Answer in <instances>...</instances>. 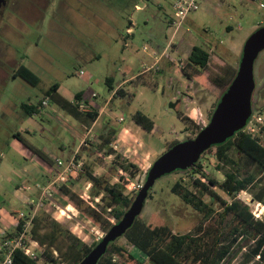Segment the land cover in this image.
I'll list each match as a JSON object with an SVG mask.
<instances>
[{
	"label": "rangeland",
	"instance_id": "rangeland-1",
	"mask_svg": "<svg viewBox=\"0 0 264 264\" xmlns=\"http://www.w3.org/2000/svg\"><path fill=\"white\" fill-rule=\"evenodd\" d=\"M21 5L24 9L29 6L25 1ZM34 5L36 14L22 23L21 29L0 33V208L5 206L6 209L23 212L29 211L28 205L18 200L9 204V201L16 185H26L30 181V174L25 171L26 164H31L32 170L37 171L48 164L15 138V132L21 131L30 142L48 154L61 158L75 155L76 162L88 165L94 175L111 184L119 182L121 176L128 178L124 192L136 196L151 165L167 149L168 141L195 137L199 126L209 122L224 90L207 80L203 85L190 84L182 74L165 66L164 60L155 65L148 56L151 48H155L152 36L168 45L167 54L174 58L184 55L171 50V42L181 47L195 44L212 50L213 57L210 58L209 69L205 71L207 77L210 73H219L224 65L238 68L246 39L257 28L264 26V8L250 0H224L222 4H218L217 0H203L198 10L189 13L176 25L169 23L170 19L178 20L173 0H49ZM128 27H132L131 35L127 34ZM10 54L12 58L5 64V57ZM179 63L180 68L185 65L184 62ZM20 64L28 66L40 77L39 85L34 86L22 77L14 76L13 71ZM149 66H153L152 69L141 78L154 86L142 84L139 82L141 79L136 77ZM80 69L84 70L81 76L76 73ZM132 76L137 80L131 86L134 92L131 100L129 97H113L107 77H112L115 89L123 78ZM254 77L256 87L252 109L255 119L260 117L264 121V49L255 61ZM54 83H59L58 93L63 97L70 100L77 92L83 91V100L91 106L93 103L99 105L101 109L91 133L82 143L81 136L87 133L85 127L50 98L49 106L37 115L27 114L21 106L23 103H37ZM92 93L96 96L93 97ZM186 94L188 97L184 96ZM190 97L193 98L192 103H189ZM174 102L176 106L171 107ZM187 105L200 107L202 115L199 113L197 120L191 118L184 113ZM137 110L153 119L156 125L153 134L144 132L135 123L141 134L133 128L123 132L130 128L131 114ZM178 111H182L192 122H184ZM27 130L28 133L25 132ZM108 131L114 132L112 142L100 148V134ZM109 147L115 153L108 154ZM214 151L201 155V174L186 170L158 178L139 217L146 222L167 225L174 233L193 232L202 221L203 213L185 203L171 189L176 181H180L185 187L197 191L193 178L202 177V173L219 181L224 180L225 173L234 166L219 163ZM119 153L122 158L117 157ZM229 153L238 160L239 153L235 147ZM121 163L135 164L137 169L131 168L135 174L131 176V170H124ZM262 179L264 185V176ZM63 181L71 186L84 205L102 203L100 197L91 195L94 188L85 176L66 174ZM63 181L58 179L55 182L57 190ZM30 184L33 183L30 181ZM214 189L224 199H230L221 188ZM22 191L26 195L30 192L29 189ZM237 197L250 206L255 217L264 218V204L253 200L249 191H241ZM208 201L209 197H205L204 202ZM215 207L218 208L217 216L222 211L219 202L215 203ZM43 209L50 213L53 220L66 224L81 241L93 244L106 233L81 214L71 199L59 194V191H52L39 211ZM216 218L227 224L232 220L231 215ZM116 241L134 255L144 257L125 237ZM253 244L254 240L243 249L236 248L228 264L244 261V253ZM259 259L256 257L245 264H256ZM40 264L52 263L42 260Z\"/></svg>",
	"mask_w": 264,
	"mask_h": 264
},
{
	"label": "trees",
	"instance_id": "trees-1",
	"mask_svg": "<svg viewBox=\"0 0 264 264\" xmlns=\"http://www.w3.org/2000/svg\"><path fill=\"white\" fill-rule=\"evenodd\" d=\"M209 64V51L203 46L194 45L185 65L182 67V72L195 84L203 85L204 80H207L218 88L223 87V94L235 77L238 68L224 65L219 73H210L205 77V71L209 69ZM146 72H142L138 77L141 78ZM14 76H20L34 86L40 83V77L24 64L19 65ZM112 80V77L106 79L109 90L114 89L113 84H111ZM59 86V83L51 85L49 89L44 91L43 98H50L62 110L78 120L86 130L90 129L99 117V110L93 107L88 110H81L80 103L83 100V91L77 92L71 101L58 93ZM116 96L122 98L127 96L131 99L134 94H129L123 87H118ZM43 98L37 103H23L21 106L27 114L33 115L39 112ZM178 116L186 123L192 122V119L184 116L182 111H178ZM131 119L146 133H150L155 127L153 119L141 110L133 112ZM203 127L204 125L199 126V131ZM113 131L100 134L102 140L100 148L112 142ZM13 136L46 163L50 165L56 163L48 153L30 142L20 131L15 132ZM178 142H180L179 139L168 141L167 149ZM232 147H235L239 153L238 160L231 157L229 153ZM213 149H215L214 154L219 163L234 166L233 169L225 173L224 180L219 181L215 177H208L202 173V177L193 178L197 191L185 187L180 181H176L171 189L173 194L180 197L195 210L203 213L202 221L193 232L174 233L167 225H157L154 221L146 222L138 216L123 237L135 246L144 257L140 258L134 255L124 246L119 245L117 241H114L109 244L106 253L97 264H228L234 250L245 248L252 240H254V244L250 250L244 253V261L240 264L249 263L256 257L260 258L256 264H264V218L255 217L250 206L237 197L241 191H249L253 200L264 204V185L262 184L264 142L260 137L252 136L241 129L225 142L212 146L203 154L206 155ZM107 153H115V150L109 147ZM117 157L122 158L120 153L117 154ZM239 161L241 162L239 163ZM121 165L124 170H131V176L135 174L131 169H137L135 164L121 163ZM88 167V165H82L79 174L85 176L92 183L94 189L91 195L94 198L100 197L101 204L97 203V206L84 205V201L73 192L71 186L66 182L60 183L58 190L56 183L52 191H59V194L68 196L81 214L86 216L90 222L97 224L104 232H107L122 219L135 196L124 192V187L129 183L128 178L121 176L120 181L122 182L111 184L103 177L94 175L92 169ZM202 168V160H199L194 167L186 170L201 174ZM202 178H205L206 181H202ZM259 184H261L259 188L254 191ZM214 187L221 188L230 199H224ZM150 196L151 189L148 194V197ZM205 197H209V201L206 203L204 202ZM216 202H219V209L222 210L217 216L225 218L231 215L232 220L228 224L223 223L222 219L216 218L215 213L218 210L215 207ZM213 216L216 217L213 218ZM20 229L21 223L19 221L16 230L8 232L5 237L13 236ZM31 236L44 247L40 256L47 263L52 264H77L101 240L93 244L81 241L66 224L53 220L50 213L44 209L38 211L33 218ZM55 251L57 255H55ZM13 264H40V262L26 255L23 250L16 249Z\"/></svg>",
	"mask_w": 264,
	"mask_h": 264
},
{
	"label": "water",
	"instance_id": "water-1",
	"mask_svg": "<svg viewBox=\"0 0 264 264\" xmlns=\"http://www.w3.org/2000/svg\"><path fill=\"white\" fill-rule=\"evenodd\" d=\"M264 49V26L257 28L246 39L239 67L226 91L221 95L209 122L193 138L182 140L166 149L151 165L146 180L138 190L122 219L114 224L77 264H97L111 242L122 237L141 214L149 191L155 181L176 170L194 167L201 155L214 145L225 142L250 120L252 97L256 87L254 68L259 53ZM177 103H171L175 107Z\"/></svg>",
	"mask_w": 264,
	"mask_h": 264
},
{
	"label": "crops",
	"instance_id": "crops-1",
	"mask_svg": "<svg viewBox=\"0 0 264 264\" xmlns=\"http://www.w3.org/2000/svg\"><path fill=\"white\" fill-rule=\"evenodd\" d=\"M174 1L175 0H173V2ZM220 2L222 4V3H224V0H217V3L218 4ZM169 23L170 24L173 23V19H170L169 20ZM127 34L128 35H131L132 34V27H128ZM153 36H152V40L155 42V48L152 47L151 50L148 52V56L154 61L153 63H155V57L156 56L157 57H160V60L161 61L164 60L165 66H169V67L173 68L174 70H176V72H178V74H180V75L182 74V76L186 80H188V82H190V84H193L192 81L189 80L185 76V74L182 72V68H180V66H179L180 63L179 62L186 63L187 58H188V56H189V54L191 52V49H192V47L195 44H187L186 46H182L181 47L180 44L173 43L172 46H171L172 47L171 50H173L174 52H177L178 54L184 55V56L179 57V58H174L170 54L169 55L167 54V51L165 50L166 45L163 44V42L161 40H159L156 36H154V37ZM126 45H127V43L125 42V46ZM234 48L235 47H231V49H234ZM146 49H147V47H146ZM208 51L210 53V58H212L213 57L212 50H208ZM80 70H83V69H80ZM76 73H77V71H76ZM136 77H137V79H141V80H139V82L142 83V84L149 83L148 81L145 82V80H142V78H140L138 76H136ZM132 78H133V76L130 77V78H127V77L123 78V80L118 84L117 87H123L127 91V93L134 94V92H132L131 86L135 84V82H136L137 79H132ZM111 84H113V80L111 81ZM149 85L150 86H154V85H152V83H149ZM59 88H60V86H59ZM59 88H58V91H59ZM179 93H182V92H179ZM92 95H93V93H92ZM184 96H187V94L184 95ZM187 97H183V99L184 98H187ZM73 99H74V97H72L70 100L73 101ZM82 102H84L86 104L89 103L88 101H84V100H82ZM192 102H193V98L190 97L189 103H192ZM92 107L98 109L99 110V113H101V109H100L99 105L96 106L93 103ZM40 111H41V109H39V112ZM38 113H35L33 115H37ZM184 113L187 114V115H189L191 118L197 120L196 118H198L199 113L202 115V109L200 107H195V106L189 107V105H187L186 106V110L184 111ZM99 116H100V114H99ZM134 123L135 122L132 120V123L130 125V128H128V130H123V132L127 133L129 131V129H132L133 128V129H135L136 131H138L141 134V131L134 126ZM62 126H64V125H62ZM69 126L72 129L74 128L72 125H69ZM137 126L140 127L139 125H137ZM92 127H93V125H92ZM92 127L90 129L86 130L87 133H85V134H83L81 136V143L83 142L84 138L88 134L91 133ZM141 130H143V129L141 128ZM155 130H156V125H155L154 129L150 132V134H153L155 132ZM25 132L28 133V130L25 131ZM61 148H63V147H61ZM73 152H76V151H73ZM49 155L55 160L56 163L54 165H50V164L47 163L48 165L43 166L42 168H40L37 171V170H32L31 164H26L25 171H28L29 172L30 176H28V177H29L31 183H33V184H30V181H29V183H27L26 185H24V184H18V185H16V189H15V191L12 194V199L9 201V204H13L15 200H18L21 204L22 203L23 204H26L29 207L28 202L30 200H35L36 201L40 197L42 188L44 186L50 185V183L53 182V181L57 182L58 175L63 171V168L65 167V165L68 162V160L71 158V155L66 156L65 158H61L58 155L57 156L52 155V154H49ZM53 166H54V169H53ZM55 182H54V185H55ZM26 189H29L30 190V192H29L28 195H26L22 191V190H26ZM6 208H5V206H3L2 208H0V240L2 238H4L7 235L8 232H13L14 230H16V228L18 226V223H19V220L17 218V212L20 211V209H11V208L6 209Z\"/></svg>",
	"mask_w": 264,
	"mask_h": 264
},
{
	"label": "built area",
	"instance_id": "built-area-1",
	"mask_svg": "<svg viewBox=\"0 0 264 264\" xmlns=\"http://www.w3.org/2000/svg\"><path fill=\"white\" fill-rule=\"evenodd\" d=\"M203 0H175L173 2V8L177 13L178 20L173 21V24H178V22H182V20L187 17V15L193 11L198 10L201 7V2ZM252 2H255L258 4L259 7L264 8V0H250ZM172 42L170 43V46H172ZM146 48V46L144 47ZM168 48V45L166 46L165 50ZM167 51V50H166ZM160 61V57H155V65L158 64ZM153 66L146 67L144 71H149L152 69ZM158 68V67H157ZM84 73L83 70L77 71L78 75H82ZM117 88L112 89V95L115 97L117 95ZM96 94L93 93V97H95ZM49 98H43L41 100V105L39 106V109H45V107L49 106ZM92 106L88 103L81 102L80 103V109L81 110H88ZM244 131L251 134L252 136H258L260 139L264 142V121L262 118L257 117L255 119L254 113L252 114L250 120L247 122L245 127L243 128ZM76 154V153H75ZM82 168V162H76L75 161V155L72 156L71 159L68 160L65 167L63 168V171L59 174L58 179L66 180V174H74V173H80ZM205 179V178H202ZM54 182H51L50 185L44 186L42 188L40 197L35 200H30L28 202L29 204V211L23 212L18 211L17 212V218L21 223V229L17 231L16 234L10 237H4L0 240V264H13L14 261V252L16 249H21L24 251L26 255L31 257L32 259H36L42 261L43 258L40 256L41 253H43L44 247L34 238L31 236V228L33 226V218L38 213L39 208L43 205H45L47 198L52 195V188L54 185ZM64 182V181H63ZM142 186V185H141ZM141 188V187H140ZM244 191V190H243ZM103 236H100V239ZM99 239V238H98ZM55 254L57 255V252L55 251ZM65 264V263H61Z\"/></svg>",
	"mask_w": 264,
	"mask_h": 264
},
{
	"label": "flooded vegetation",
	"instance_id": "flooded-vegetation-1",
	"mask_svg": "<svg viewBox=\"0 0 264 264\" xmlns=\"http://www.w3.org/2000/svg\"><path fill=\"white\" fill-rule=\"evenodd\" d=\"M28 3V8H23L22 2ZM49 0H0V33H7L12 29H21L24 22L36 14L34 4L48 2ZM23 23V24H22ZM12 58V54L5 57V62L8 63ZM19 67V66H18ZM16 67L13 74L16 72Z\"/></svg>",
	"mask_w": 264,
	"mask_h": 264
},
{
	"label": "bare ground",
	"instance_id": "bare-ground-1",
	"mask_svg": "<svg viewBox=\"0 0 264 264\" xmlns=\"http://www.w3.org/2000/svg\"><path fill=\"white\" fill-rule=\"evenodd\" d=\"M64 212V210H62Z\"/></svg>",
	"mask_w": 264,
	"mask_h": 264
}]
</instances>
